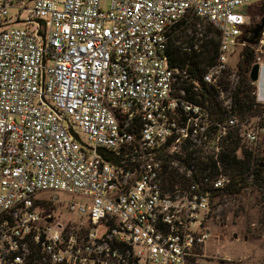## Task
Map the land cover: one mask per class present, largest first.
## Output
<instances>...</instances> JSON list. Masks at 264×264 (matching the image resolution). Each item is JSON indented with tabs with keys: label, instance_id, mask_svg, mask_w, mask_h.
<instances>
[{
	"label": "built area",
	"instance_id": "built-area-1",
	"mask_svg": "<svg viewBox=\"0 0 264 264\" xmlns=\"http://www.w3.org/2000/svg\"><path fill=\"white\" fill-rule=\"evenodd\" d=\"M257 4L0 0V264H201L214 195L230 179L193 176L178 157L217 160L231 134L257 142L261 129L231 113L219 84L231 55L250 47ZM192 23L200 37L199 23L217 33L200 80L168 58L170 39ZM182 82L200 101L218 91L230 116L214 120ZM167 164L186 185H171Z\"/></svg>",
	"mask_w": 264,
	"mask_h": 264
},
{
	"label": "trees",
	"instance_id": "trees-1",
	"mask_svg": "<svg viewBox=\"0 0 264 264\" xmlns=\"http://www.w3.org/2000/svg\"><path fill=\"white\" fill-rule=\"evenodd\" d=\"M261 14H264V4L261 8ZM254 28V25H250L249 31L252 33L249 39L250 47H246L243 50L242 56L244 57V61L239 65V71L236 75V86L233 89L229 88L226 72L223 73L219 83L220 89L223 92L228 91L230 94L232 101L231 113L240 116L242 119L245 115H260L264 109L262 104L257 103L256 97L253 95L256 88L248 80L249 69L256 63L251 46L257 44L260 37L259 35L256 39L254 38ZM209 33H213L214 39L208 38ZM198 34L199 32L195 23L182 28L178 33L174 34L169 41L168 58L171 66L200 80L201 75L206 72L207 68L215 64L217 57V33L208 26L206 34L202 35V38H198ZM182 46L190 48L191 52H183ZM194 46H197L198 51H193ZM180 88L186 92L189 100L198 103L206 102L209 113L214 120L223 121L227 117L228 111L218 101V91L205 89L200 94V101L195 98L196 95L193 94L186 82H182ZM221 146L222 151L217 156V160H214L213 155L202 153L199 150L188 151L184 149L182 157H178L180 166H185V170H191L193 176L214 177L220 174V171L229 175L230 183L227 189L216 192L214 196L220 193L228 195L239 194L247 186L246 182L249 176H252L254 182L258 183L260 187H264V158L259 159L258 154H254L247 149H243L241 153L242 157L238 158L236 152L241 145L236 134L228 136ZM217 164H219V167ZM164 170L168 174L172 186L176 183L186 185L187 181L183 175L179 174L177 169L167 164L164 165ZM223 264H231V262Z\"/></svg>",
	"mask_w": 264,
	"mask_h": 264
},
{
	"label": "rangeland",
	"instance_id": "rangeland-1",
	"mask_svg": "<svg viewBox=\"0 0 264 264\" xmlns=\"http://www.w3.org/2000/svg\"><path fill=\"white\" fill-rule=\"evenodd\" d=\"M261 8L262 4L251 8L250 25L256 26L260 23L264 15L261 14ZM17 14L18 12L11 10L9 16L14 17ZM25 18L26 14H22L20 20ZM20 26L16 25V27ZM206 28L208 25L199 23L201 35L206 34ZM259 35L258 43L252 45L251 49L254 51L255 62L264 63V31ZM198 37L203 36L198 35ZM208 38L214 39L213 33H209ZM242 53L243 50H236L228 61L226 73L230 89L236 86L239 65L244 61ZM255 85L253 86L257 87L259 99L264 103V64H260L259 79ZM224 97L225 99L230 97L228 91L224 92ZM263 113L264 109L260 115H245L243 119L237 116L241 121L247 120L250 128L261 129L254 145L240 143L241 146L236 152L238 158L242 157L243 149L258 154L259 159L264 158V118L259 119ZM229 116L230 113L227 112V117ZM77 134L79 139L87 144L85 136L79 132ZM209 152L207 154H213L212 151ZM219 175L229 178V175L223 171H220ZM246 183L247 186L239 194L220 193L214 196L210 219L207 223L211 235L203 249L201 264H223L224 261H230L231 264H264V187L254 182L252 176L248 177ZM54 196L66 202L71 199L70 196L63 194Z\"/></svg>",
	"mask_w": 264,
	"mask_h": 264
},
{
	"label": "water",
	"instance_id": "water-1",
	"mask_svg": "<svg viewBox=\"0 0 264 264\" xmlns=\"http://www.w3.org/2000/svg\"><path fill=\"white\" fill-rule=\"evenodd\" d=\"M262 31H264V16L261 18V21L259 24H257L254 28L253 34H254V38L256 39L258 37V35L260 33H262ZM259 73H260V65L258 63H255L251 66V68L249 69L248 72V80L251 84H255L258 79H259ZM69 133L72 135V137H74L75 140L79 141V138L76 134H74V132L72 131V129L69 130ZM97 155H99L100 157H109V158H114V155L102 150V149H97L96 150Z\"/></svg>",
	"mask_w": 264,
	"mask_h": 264
},
{
	"label": "bare ground",
	"instance_id": "bare-ground-1",
	"mask_svg": "<svg viewBox=\"0 0 264 264\" xmlns=\"http://www.w3.org/2000/svg\"><path fill=\"white\" fill-rule=\"evenodd\" d=\"M225 262H230V261H224L223 263H225Z\"/></svg>",
	"mask_w": 264,
	"mask_h": 264
}]
</instances>
